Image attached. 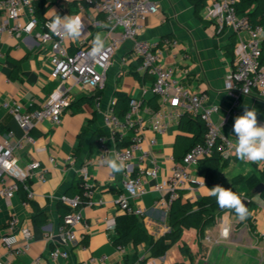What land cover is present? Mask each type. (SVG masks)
<instances>
[{"label": "crops", "instance_id": "crops-1", "mask_svg": "<svg viewBox=\"0 0 264 264\" xmlns=\"http://www.w3.org/2000/svg\"><path fill=\"white\" fill-rule=\"evenodd\" d=\"M156 1L160 11L144 22L140 39L159 42L163 48L162 60L167 66L174 68L175 75L181 82L194 92L206 94L207 104L219 105L220 110L213 116V120L219 126L222 136L232 141L235 150L233 125L235 118L243 114L245 106L255 108L258 125H264V96H244L238 112L230 113L233 100L228 94V86L235 64L234 56L228 54L227 46L234 38L236 47L240 39L248 37L247 33L218 30L215 21L203 17L204 8L199 15L196 14L191 0ZM46 2L50 3L49 0ZM58 11L61 12V17H79L85 25L82 37L75 41L71 38L65 40L70 53L78 50L82 44H93L98 33L103 37L104 44L109 41L107 29L104 26L96 27L93 23L94 20H102L103 15L95 12L85 0H55L50 3L45 15L50 19ZM27 19L28 15L25 14L20 21L24 24ZM37 30H44L41 21ZM166 41L170 43L165 47ZM50 49V43L41 44L35 34L27 37L25 33L19 36L4 33L0 39V121L6 131L14 130L17 137L23 135V130L4 108L3 102H19L26 109L33 110L40 107L59 87L58 80L50 75ZM140 64L141 61L133 54L132 41L121 44L107 71L99 106L92 99L99 90L74 85L71 81L64 84L62 88L68 89L73 102L64 112L62 122L53 124L45 120L38 124L33 129L36 144L18 153V172H25L30 162L38 160L46 168V180H30L35 198L27 204H24V190H19L14 195L10 205L0 196V259L7 261L9 258V251L2 244L1 237L18 232V228H9L11 217L16 216L23 224L32 228L34 238L31 247L11 264H119L126 263V258L129 264L142 259L150 264H264V195H254L245 182L233 183L236 176L246 179L251 175H255L259 183H264V161L245 163L237 157L220 160L215 180L241 193L242 198L252 200L251 223L254 229L248 219L239 220L233 210L220 209L216 221L206 226L203 233L200 234L196 228L185 231L181 241L160 256L152 254L150 242L140 243L136 247L132 243L128 244L125 252L119 251L113 243L118 218L126 214L116 203L123 191L124 174H112L107 164L99 162L98 137L106 131L103 113L116 100V92L141 101L138 115L148 124L157 117L159 110L167 115L165 120L169 126L166 132L155 133L148 128L145 133L144 148L148 147L150 138L155 137L157 140L153 149L159 155L160 169L156 178L147 180V192L135 198L134 203L147 210L145 216L138 217L139 225L154 241L170 231V209L157 207L156 201L162 194L155 186L166 179L174 161H179L174 151L180 134L178 124L181 116H176L172 107L160 105V109L155 111L143 102L153 95V78L147 74L144 77ZM16 66H19V71L13 74ZM84 97L85 100L81 101ZM4 134L0 133V140ZM51 157L55 161H51ZM69 157H73L72 162H69ZM83 166L88 167L95 184L92 204L82 208L83 223L76 228L80 240L76 245L70 246V259L54 261L48 254L55 243L45 238V229L54 234L57 232L62 221L59 206L63 205L59 198L70 188L76 192L74 195L80 193L74 180L80 177L79 170ZM198 168H194L197 173ZM209 188L211 186L206 184L194 192L184 189L180 193L185 199L195 201L208 196ZM41 213L43 215L39 216ZM224 226L230 229L228 238L220 235ZM19 242L23 243L20 234ZM183 244L189 248L188 252H181Z\"/></svg>", "mask_w": 264, "mask_h": 264}, {"label": "built area", "instance_id": "built-area-1", "mask_svg": "<svg viewBox=\"0 0 264 264\" xmlns=\"http://www.w3.org/2000/svg\"><path fill=\"white\" fill-rule=\"evenodd\" d=\"M33 1L0 0V39L4 33L18 36L25 33L27 37L35 34L41 44L50 43V75L58 80L59 87L40 107L33 110L26 109L19 102H3L4 108L23 130V135L17 137L14 130L9 129L0 140V196L8 205L19 190H24V204H27L35 198L30 180H46V168L38 160L30 162L25 172H18V153L36 144L33 129L38 124L45 120L53 124L62 122L64 112L73 102L68 89L62 88L64 84L71 81L74 85H82L90 90L103 89L112 59L120 45L126 41H132V51L141 61V71L153 78L151 92L159 96L160 105L174 108L178 117L186 112L200 116L207 126L203 141L188 150L181 160L174 161L166 179L155 186L162 194L156 201L157 207L169 210L181 190L194 192L206 185L205 178L194 171L201 160L212 157L216 152H219L224 160L236 157L232 141L222 136L219 126L213 120V116L220 110L219 105L207 104L206 94L194 92L181 82L175 75L174 68L167 66L162 60L163 48L159 42L140 39L144 22L149 16L160 11L156 0H85L95 12L103 15L102 20H94V26H104L109 35V41L99 53H94L93 44L88 43L70 53L65 44V40L70 37L63 31L53 32V20H47L43 26L44 30L38 31L39 19ZM237 2L238 0H207L203 12L205 19L215 21L218 30L229 29L248 35L247 38L240 39L235 47V68L230 75L228 86V94L233 100L230 113L233 114L238 112L244 96H264V65H260L264 27L252 25L245 14L238 13ZM25 14L28 19L22 24L20 19ZM169 43L170 41H166L164 46ZM96 104L99 106L98 100ZM140 108L141 101L131 97L127 113L120 117L116 114L113 103L109 104L103 113L106 131L98 137V160L102 164H107L105 161L112 157H119L124 161L127 167L123 171V191L116 201L117 206L126 214L143 217L147 210L136 205L134 199L147 192V180L156 178L160 169L159 155L153 149L157 140L155 137L150 138L148 147L144 148L145 133L148 128L155 133H164L169 124L165 120L167 115L161 110L148 124L139 117ZM125 138L129 139V143L118 146ZM139 152L141 153L138 154ZM68 160L72 162L73 157ZM51 161H55L53 157ZM79 174L82 178V192L74 196L64 194L59 198L71 211L63 217L55 234L45 229V238L55 243L48 254L54 261L70 259V246L76 245L80 240L76 228L83 223L82 208L92 204L95 184L88 167H81ZM9 228H18V232L1 237L2 244L9 251V258L7 261L0 259V264L13 263L31 247L34 238L32 228L23 224L16 216L11 217ZM229 231V227L224 226L221 229V237L228 238ZM19 234L23 238L22 244L19 242ZM117 249L125 252L124 245L117 246Z\"/></svg>", "mask_w": 264, "mask_h": 264}, {"label": "trees", "instance_id": "trees-1", "mask_svg": "<svg viewBox=\"0 0 264 264\" xmlns=\"http://www.w3.org/2000/svg\"><path fill=\"white\" fill-rule=\"evenodd\" d=\"M47 0H34L35 13L41 24L44 26L47 20H54L56 15L61 14L60 11L50 19H48L45 15L46 11L50 3H54L55 0H49L50 3L46 2ZM194 4L195 12L197 15L200 14V11L205 6V0H191ZM237 12L240 14H245L248 17V20L252 25H260L264 27V0H238L236 4ZM234 47L235 40L231 44L227 46L228 54L234 56ZM260 65H264V40L262 42V53L260 57ZM19 71V66H16L14 73ZM13 76V75H12ZM147 75L145 74L144 77ZM103 92L99 90L92 99L96 101H100L102 98ZM116 100L113 102V106L115 108L116 114L120 117H123L129 108V103L131 97L128 95L116 92L115 93ZM86 97L82 98L81 101L85 100ZM146 102L148 107L151 109L158 111L160 109L159 96L153 94L148 99L143 100ZM178 129L180 134L177 137L175 144V157L177 160L183 158L188 150H190L194 145L199 144L203 141L204 135L207 131V126L204 120L201 119L200 116H194L191 113H184L181 115ZM6 127L0 121V133H5ZM103 134V133H102ZM129 143V139L125 138V140L118 144V146H125ZM221 156L219 152H216L212 157L203 159L199 163V173L205 178L206 184L211 187L216 185H221L225 188H229L226 185L221 184L220 182L215 180V175L220 167ZM245 182L246 185L250 188V190H254V188L259 184L258 179L255 175H251L248 178H243L242 176H236L233 178V183H241ZM74 184L79 186L78 191L82 192V178L81 176L76 177L74 180ZM76 192L71 188L66 192V195L72 196ZM264 195V193H263ZM62 203V202H61ZM63 204V203H62ZM252 200H249L248 210L250 215L247 217L249 222L251 223V207ZM220 208L216 202L215 197L203 196L195 201H190L185 199L183 194L180 193L179 197L175 199L169 210V219L168 224L170 226V231L167 232L163 237L159 240L154 241L153 238L148 234L146 230H144L139 225V218L135 215L124 214L118 218V223L116 225V235L113 238V243L116 246L119 245H128L133 244L135 247L140 243L150 242V250L153 255L160 256L164 254V252L169 249L171 246L176 244L178 241L184 237L185 231L196 228L199 230L200 234L203 233L204 228L209 224H212L216 221V218L220 214ZM71 209L66 205L59 206L60 218L63 217L70 212ZM234 211V210H233ZM235 212V211H234ZM41 213L39 216H42ZM252 224V223H251ZM252 229H254V225H251ZM168 241V242H166ZM203 248V244H201ZM180 250L182 253L188 252L189 248L186 244L181 245ZM126 263L129 264L128 259L126 258ZM146 259L135 260V264H146Z\"/></svg>", "mask_w": 264, "mask_h": 264}, {"label": "clouds", "instance_id": "clouds-1", "mask_svg": "<svg viewBox=\"0 0 264 264\" xmlns=\"http://www.w3.org/2000/svg\"><path fill=\"white\" fill-rule=\"evenodd\" d=\"M53 32L63 31L72 40H77L85 33V25L79 17H61L56 15L51 23ZM104 48V39L98 33L93 41V52L99 53ZM233 133L236 137L235 156L245 163H257L264 161V125H258L257 110L245 106L242 115L235 118ZM112 174L123 172L127 165L119 157L105 161ZM207 195L215 197L218 206L222 209L234 210L239 220L244 221L250 215L242 194L216 185L209 188Z\"/></svg>", "mask_w": 264, "mask_h": 264}, {"label": "water", "instance_id": "water-1", "mask_svg": "<svg viewBox=\"0 0 264 264\" xmlns=\"http://www.w3.org/2000/svg\"><path fill=\"white\" fill-rule=\"evenodd\" d=\"M254 195H262L264 193V183L260 182L259 184H257V186L254 188L253 190ZM246 204V207H249V200L242 198Z\"/></svg>", "mask_w": 264, "mask_h": 264}]
</instances>
